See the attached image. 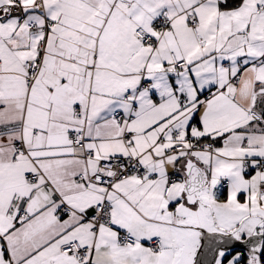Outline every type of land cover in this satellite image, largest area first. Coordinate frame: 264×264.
<instances>
[{
  "label": "snow or ice",
  "instance_id": "6c2138e0",
  "mask_svg": "<svg viewBox=\"0 0 264 264\" xmlns=\"http://www.w3.org/2000/svg\"><path fill=\"white\" fill-rule=\"evenodd\" d=\"M0 264H264V0H0Z\"/></svg>",
  "mask_w": 264,
  "mask_h": 264
}]
</instances>
